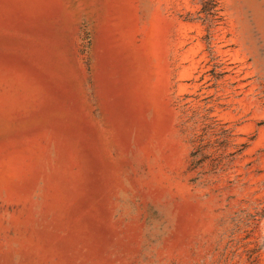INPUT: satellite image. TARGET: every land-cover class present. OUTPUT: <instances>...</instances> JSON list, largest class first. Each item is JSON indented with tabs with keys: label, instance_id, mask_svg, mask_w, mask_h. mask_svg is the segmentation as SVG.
<instances>
[{
	"label": "rangeland",
	"instance_id": "obj_1",
	"mask_svg": "<svg viewBox=\"0 0 264 264\" xmlns=\"http://www.w3.org/2000/svg\"><path fill=\"white\" fill-rule=\"evenodd\" d=\"M0 0V264H264V0Z\"/></svg>",
	"mask_w": 264,
	"mask_h": 264
},
{
	"label": "trees",
	"instance_id": "obj_2",
	"mask_svg": "<svg viewBox=\"0 0 264 264\" xmlns=\"http://www.w3.org/2000/svg\"><path fill=\"white\" fill-rule=\"evenodd\" d=\"M201 2L200 14L203 16L201 19L207 25L208 32L212 34L223 20L221 2L220 0H201Z\"/></svg>",
	"mask_w": 264,
	"mask_h": 264
}]
</instances>
